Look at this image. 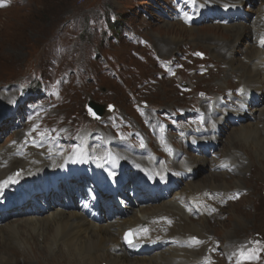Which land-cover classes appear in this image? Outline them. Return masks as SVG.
I'll list each match as a JSON object with an SVG mask.
<instances>
[{
  "label": "rangeland",
  "instance_id": "1",
  "mask_svg": "<svg viewBox=\"0 0 264 264\" xmlns=\"http://www.w3.org/2000/svg\"><path fill=\"white\" fill-rule=\"evenodd\" d=\"M224 1L0 0L3 4L0 6V154L10 150L9 157L19 151L21 155L17 156L21 158L36 155L35 158L44 160L62 155L79 156L80 137L86 135L84 157L88 164L85 172L75 179L80 184L77 191L83 192L95 188L90 184L94 180V169L90 164L95 162L90 153L105 144L111 148L106 152V160H117V166L122 169L121 176L126 177L125 181L131 186L125 192L133 189L131 175L144 174L138 168L133 174L130 169L138 163L132 158L152 161V156L143 154L148 151V154L155 153L156 164L167 168L166 164L172 166L173 163L172 158L165 161L166 151H179L185 157L191 155L186 136L204 135V117L213 113L214 102L219 100L230 108L231 102L239 100L240 90L244 89L238 76H228L227 63L218 60L208 44L198 37V40L192 39L183 28L185 24H194L197 32L205 34L206 39L214 40L216 36L223 40L224 26L238 21L250 23L260 7L259 1L252 0L243 7L242 16L233 11L221 18L217 16L221 10L216 4L231 6V2ZM198 3L210 6L209 16L203 15L204 19L199 21L194 18L198 14ZM116 18L120 19L119 32L112 27ZM174 22L180 23L179 30L173 34L180 41L168 46L167 26ZM236 41L238 39L232 42ZM237 58L244 60L243 55L237 54ZM47 85L45 95L32 96L34 88H37L34 90L37 96L39 87L45 89ZM262 88L260 104L253 105L256 108L264 105V84ZM12 92L16 94L10 97ZM91 101L105 108L101 117L88 108ZM229 123L234 127L233 122ZM202 130L205 131L200 132ZM245 134L256 136L247 125L235 130L228 140L233 142L230 138L234 140L237 135ZM221 137L216 144V155L219 156L228 136L222 133ZM196 141L197 145L202 144L199 139ZM242 146L249 154L237 148L244 155L239 163L226 171V180L232 190L193 193L201 206L193 219L198 222L206 217V209L209 210L208 217L212 215L207 229L209 236L201 240L204 263L196 264H259L253 253L259 248L264 251V161L259 162L258 155L250 153L247 144ZM4 148H7L5 152ZM221 157L219 159L225 158ZM3 162L1 171L8 168L9 160ZM243 168H248V172L240 174ZM126 169H129L128 173ZM209 176L208 172L197 170L196 183ZM237 180L240 188L233 186ZM184 184L180 182L179 193ZM181 194L188 203L186 206L194 208L192 198ZM119 198L129 204L134 201V197L122 193ZM36 199V202L29 200L26 207H14L5 217L1 216L5 214L1 210L0 225L5 222L17 225V220L21 219L17 210L33 216L39 204H46L45 196ZM112 199L100 197L99 206L106 208L107 204L101 203H109ZM63 202L66 206L70 203L69 199ZM54 206L52 208L64 207L61 203ZM131 207L138 210L136 204ZM105 208V214L114 212ZM211 242H214L213 246H210ZM29 243H33L30 236L23 249L17 247L22 253L26 250L30 257ZM11 249L0 239V258L6 254L12 256ZM33 249L35 254L31 256V262L36 255V246ZM24 256L21 254L17 263L7 264H25ZM42 264L54 263L43 259ZM56 264L69 263L60 260Z\"/></svg>",
  "mask_w": 264,
  "mask_h": 264
},
{
  "label": "bare ground",
  "instance_id": "2",
  "mask_svg": "<svg viewBox=\"0 0 264 264\" xmlns=\"http://www.w3.org/2000/svg\"><path fill=\"white\" fill-rule=\"evenodd\" d=\"M225 1V3L231 2V6H221L222 3H217V7L221 10L220 16L217 13L218 17L223 18L222 15L225 16L233 11L242 16L243 7L252 0ZM257 1L260 2V7L258 6L259 10L255 19L250 23L238 21L236 24L224 26L223 36L225 38L221 37L224 41L216 36H214V40L206 39L205 34L197 32L194 24L183 25L192 39L200 38L201 41L209 45H207L208 48L217 54L218 60L227 63L229 66L228 76H238L244 91L239 100L234 99L231 102L230 108L217 100L212 106V114H209L208 117H204L202 114L206 133L201 136L193 134L186 136L191 155L185 157L179 151H166L165 161L172 158L173 167L166 164L168 167L165 168L161 164H156L154 162L155 153L151 152L152 161L147 162L146 158L138 160L132 158L134 162L138 163L133 167L140 169L144 175L152 174L163 181L167 188L170 180H182V184H185L181 192L170 193L166 199L157 197L155 200H147V204H154L150 207H141L147 204L136 199L133 203L138 205V210L131 207V204H128L127 208L123 204V208L115 206L113 213H102L99 221H93L87 217V213L98 208L95 192H92L90 196L93 202H89L85 199V195H90V192L87 190L77 192L75 184L70 182L71 178L79 176L86 170L88 164L87 157H84L86 135L80 137L79 156L75 154L62 155L57 159L44 160L40 157L35 158L36 155H33L32 158L26 159L17 156L20 154L19 151L8 157L7 154L12 151L5 152L7 148H4L3 152L5 153L0 154V166L4 164L3 160H9V162L7 169L0 170V211L3 208L10 210L33 196L38 197L41 190L48 192L50 189L56 188L60 195L53 203L51 196L45 197L46 204H39L40 209L35 210L33 216L29 217L26 212L23 214V211H18L21 219L17 220V225L8 222L0 225V239L12 247V256L2 255L0 264H7L11 261L17 263L21 254L25 255L23 258L25 264H33L35 261L42 264L43 259L54 264L60 260L69 264H196L199 261L204 263L203 247L201 243H196V240L201 241L209 236L207 229L210 228L212 215L208 217L209 210L206 209V217L201 218L198 222L193 219V216L196 215L195 212L201 210L193 193H201L204 190H232L231 184L226 180V176H228L226 171L230 166L241 161L244 153L238 151L237 148L244 149L243 143L247 144L250 153L258 155L259 162L264 161V105H259L257 108L253 106L255 103L260 104L258 100L263 94L262 85L264 84V46L260 44V38L264 36V0ZM198 4V14L194 18L199 21L209 16L210 6L205 3ZM191 21L192 19L188 20V23ZM177 26H180V23H169L167 26L170 34L168 46L180 41V38L173 36L174 32L179 30ZM233 39H238V41L232 42ZM237 54L243 55L244 60L238 59ZM15 94L16 92H12L10 97ZM245 120L250 123H246ZM229 122H233L234 127ZM247 125L256 136H252L253 134L237 135L238 138L234 140L230 138L233 142L228 140L235 130ZM222 133L228 137L225 141L226 144L223 142V151L220 152L222 154L220 156H225V158L219 159L220 156L216 155L218 151L211 146L221 141ZM196 139L203 143L208 142L206 146L211 152L208 156L204 155L203 149L199 147L204 144L197 145ZM253 148L254 151H252ZM110 151L109 145L105 144L90 153L95 161V164H90L94 169L93 184H96L98 189L107 179L110 161L106 160V152ZM245 151L249 154L247 150ZM250 157L252 156L250 155ZM197 170L199 173L208 172L209 178L196 183ZM133 171L135 174L134 169ZM242 172H248V168L240 169V174ZM216 176L223 178L217 179ZM108 177L116 181L115 173L108 174ZM59 178L66 180V186H70V190L60 189ZM234 183L236 185L233 186L240 188L238 180ZM181 193L192 198L191 203L194 204V208L186 206L188 203L183 200ZM113 194L116 195L117 192ZM64 198H69L70 203L67 206L62 201ZM77 201H80V205ZM57 203L63 204L64 207L61 209L58 206L52 208ZM215 205L218 209V203ZM5 215L1 216L5 217ZM128 233L133 234L132 245L124 239ZM26 235L30 236V240L33 241V243H29L32 253L30 257L26 250L25 253H22L18 249V247L23 249V246L28 242ZM192 236H196V239L194 240ZM213 244L214 242H211L210 246ZM33 246H36V255L34 258L32 257L31 262L30 258L35 254Z\"/></svg>",
  "mask_w": 264,
  "mask_h": 264
},
{
  "label": "snow or ice",
  "instance_id": "3",
  "mask_svg": "<svg viewBox=\"0 0 264 264\" xmlns=\"http://www.w3.org/2000/svg\"><path fill=\"white\" fill-rule=\"evenodd\" d=\"M193 2H195V0H193ZM0 6H3V4H2V2H0ZM260 44H261V46H264V36H262L261 38H260ZM197 55H202L201 53H197ZM242 93H243V89H241L240 90ZM90 112H91V110H90ZM92 115H95V113H91ZM233 198H235V197H233ZM133 234L132 233H128V234H126L125 235V237H124V239L126 240V242L127 243H129L130 245H132L133 244ZM193 239L195 240L196 238L195 237H193ZM196 243H202L201 241H199V240H196ZM249 258H251V257H249Z\"/></svg>",
  "mask_w": 264,
  "mask_h": 264
},
{
  "label": "water",
  "instance_id": "4",
  "mask_svg": "<svg viewBox=\"0 0 264 264\" xmlns=\"http://www.w3.org/2000/svg\"><path fill=\"white\" fill-rule=\"evenodd\" d=\"M89 107L91 109H94L99 115H102L103 114L104 108H101L99 106H96L95 103H93V102L89 103Z\"/></svg>",
  "mask_w": 264,
  "mask_h": 264
},
{
  "label": "trees",
  "instance_id": "5",
  "mask_svg": "<svg viewBox=\"0 0 264 264\" xmlns=\"http://www.w3.org/2000/svg\"><path fill=\"white\" fill-rule=\"evenodd\" d=\"M119 23H120V19H119V18H117V19L112 23V27H113V29H115L117 32H119V30H120Z\"/></svg>",
  "mask_w": 264,
  "mask_h": 264
}]
</instances>
